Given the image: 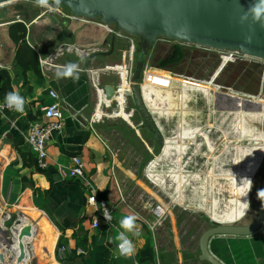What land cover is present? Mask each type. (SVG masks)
<instances>
[{
    "label": "crops",
    "instance_id": "1",
    "mask_svg": "<svg viewBox=\"0 0 264 264\" xmlns=\"http://www.w3.org/2000/svg\"><path fill=\"white\" fill-rule=\"evenodd\" d=\"M19 22L36 66L18 59L24 46L11 27ZM180 43L163 39L145 58L142 92L165 138L160 145L131 93L106 101L101 92L104 84L124 85L132 62L131 45L114 25L74 16L61 4L54 12L28 0L0 5V102L13 90L26 100L23 113L0 112V222L23 258L0 234V264H211L200 259L203 232L256 218L264 178V60L197 46L200 54L190 62L205 69L209 62L208 71L178 72L189 62ZM77 50L86 57L79 81L57 80V66L79 63ZM173 54L176 60L161 64ZM233 61L262 65L246 79L252 90L222 79ZM50 90L60 96L64 129L50 137L48 166L41 168L26 127L53 101ZM109 117L123 121L111 124ZM75 155L84 160V176H69ZM131 214L139 216L141 234H128L137 252L126 257L115 238L123 231L119 221ZM209 249L223 264H264V222L249 236L216 235Z\"/></svg>",
    "mask_w": 264,
    "mask_h": 264
},
{
    "label": "water",
    "instance_id": "2",
    "mask_svg": "<svg viewBox=\"0 0 264 264\" xmlns=\"http://www.w3.org/2000/svg\"><path fill=\"white\" fill-rule=\"evenodd\" d=\"M10 1L14 0H0V5ZM61 5L74 16L100 19L139 38L130 90L134 104L144 119V126L151 130L160 145L165 143V138L144 100L141 84L145 58L156 41L165 38L264 60V0H62ZM102 93L106 101H111L116 96V88L104 84ZM256 210L257 216L249 224L216 223L205 230L200 238V259L211 264H223L210 252L212 237L249 236L259 230L264 222V178ZM0 234L11 253L22 261L1 222Z\"/></svg>",
    "mask_w": 264,
    "mask_h": 264
},
{
    "label": "built area",
    "instance_id": "3",
    "mask_svg": "<svg viewBox=\"0 0 264 264\" xmlns=\"http://www.w3.org/2000/svg\"><path fill=\"white\" fill-rule=\"evenodd\" d=\"M116 28V27H115ZM120 36L122 38H126L131 47V54H132V62L130 66L127 67L128 69V75L125 78L124 85L121 87H116V96L118 97L124 93V96H126V93H131L130 90V78L134 72L135 68V57L138 53L139 49V43L138 38L136 36H132L126 32L118 30ZM221 54H224L228 57L238 58V59H256L252 58L246 55H243L239 52H232L228 50L220 51L216 50ZM261 60V59H259ZM117 70H124L125 66L123 65H116L113 67ZM102 92V89H101ZM49 95L53 99L51 103H48L41 108V116L30 120L26 127V141L30 147V149L34 152L37 158V162L39 167L46 168L48 166V149L47 144L50 139V137L53 134L62 133L64 129V114L63 109L60 101V96L56 90H50ZM115 96V97H116ZM26 110V108H25ZM24 110V112H25ZM5 111H13L9 110L5 106V100L0 102V112ZM85 174V163L81 156L75 155L73 157V166L69 170V176L70 177H76V176H84ZM90 201L96 202V196H91ZM101 205L104 207L105 203L102 202ZM98 223L95 222V226ZM61 252L64 250V246H61L59 249Z\"/></svg>",
    "mask_w": 264,
    "mask_h": 264
},
{
    "label": "clouds",
    "instance_id": "4",
    "mask_svg": "<svg viewBox=\"0 0 264 264\" xmlns=\"http://www.w3.org/2000/svg\"><path fill=\"white\" fill-rule=\"evenodd\" d=\"M32 3L36 7L47 9L50 12L59 11V6L62 0H31ZM68 51L71 53L73 51L71 46H68ZM76 55L79 58V63L76 62H68L65 65L57 66L55 71V76L57 80L60 79H71L73 82L79 81L80 74L82 69L80 64L83 63L86 59L83 52L77 50ZM43 64L44 61H41ZM26 100L23 96L19 94L16 90L10 91L5 95V106L9 110H13L15 112L23 113L25 110ZM103 214L105 216L106 221L110 223L111 221V213L107 208H104ZM139 216L135 214L126 215L120 221V228L123 229L115 238L116 246L119 250V253L122 256L132 257L136 254L137 249L132 239L129 238V233L132 236H140L141 234V226L137 223L139 220ZM156 223H159L157 220Z\"/></svg>",
    "mask_w": 264,
    "mask_h": 264
},
{
    "label": "rangeland",
    "instance_id": "5",
    "mask_svg": "<svg viewBox=\"0 0 264 264\" xmlns=\"http://www.w3.org/2000/svg\"><path fill=\"white\" fill-rule=\"evenodd\" d=\"M163 39L166 40V41L168 40V39H165V38H160L158 41H156V43L154 45H157V44L158 45H161L163 43ZM139 42H140V40L138 38V43ZM170 42H173V41H170ZM170 44L171 45H169V46H172V44H174V43H170ZM180 44L184 48V55H182V58L184 56H186L187 57L186 59L187 60L189 59V62H187L186 64H181L179 66H176V68H174V69H177L178 72H182L183 71V72L190 73V74L194 73V71H197V73L199 71H201V69H203L204 67H203V65H202V67H200L199 61H195V62L194 61H191L190 62V59H192L194 56H197V54H200V52H199L200 49H198L199 47H197L198 45L188 44V43H184V42H181ZM176 46H178V45H176ZM166 48H168V47L166 46V47H164L162 49L163 52H166L167 51ZM218 63H219V65L221 64L220 59H219ZM204 64L206 66V69L204 68L203 71L204 70L208 71L209 64L210 63L209 62H205ZM261 68H262V65L261 64H254V63L253 64H249V63H243V64H241L239 62L233 61V62L227 63L225 72H223L221 74V76H222V79L224 81L226 79L227 80H230L231 79L230 82L231 81H234V79L232 80V78H236L235 79V82H234V87L235 88H239V87H241L242 84L245 83L244 86L247 89H251L252 90V87L253 86L250 85V84H248V83H246V79L249 80V81H252L250 79L256 77L257 76L256 75L257 73L255 74V72L261 71ZM246 84H248V85H246ZM130 98H131V102H132V100H133L132 93H131ZM107 119H109L108 121H109V123L111 122V124H116L117 122H119L121 120L123 121V119L120 118V117H118V118L117 117H113V118L112 117H109V118H106V120ZM123 123L124 122H122V124Z\"/></svg>",
    "mask_w": 264,
    "mask_h": 264
},
{
    "label": "trees",
    "instance_id": "6",
    "mask_svg": "<svg viewBox=\"0 0 264 264\" xmlns=\"http://www.w3.org/2000/svg\"><path fill=\"white\" fill-rule=\"evenodd\" d=\"M11 36L13 39H15L17 42H20L21 45H23L24 50L21 51L18 55V59L21 63V65L28 67V66H36L38 63V57L36 53H33L32 51L27 49L26 46V27L21 22L14 24L11 27ZM176 60V55H172L168 59L161 62L162 65H167L171 63L172 61Z\"/></svg>",
    "mask_w": 264,
    "mask_h": 264
}]
</instances>
